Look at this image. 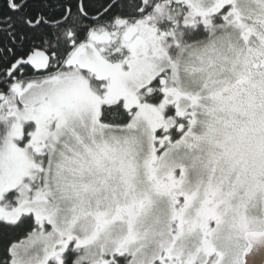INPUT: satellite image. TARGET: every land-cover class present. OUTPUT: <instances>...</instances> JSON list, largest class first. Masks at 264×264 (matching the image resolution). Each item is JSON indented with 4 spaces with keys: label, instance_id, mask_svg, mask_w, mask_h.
I'll use <instances>...</instances> for the list:
<instances>
[{
    "label": "snow or ice",
    "instance_id": "1",
    "mask_svg": "<svg viewBox=\"0 0 264 264\" xmlns=\"http://www.w3.org/2000/svg\"><path fill=\"white\" fill-rule=\"evenodd\" d=\"M0 264H264V0H0Z\"/></svg>",
    "mask_w": 264,
    "mask_h": 264
}]
</instances>
